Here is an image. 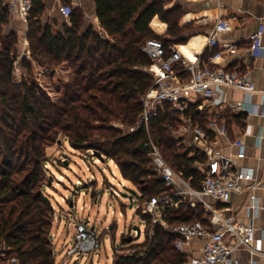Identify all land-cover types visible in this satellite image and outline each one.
Wrapping results in <instances>:
<instances>
[{"label": "trees", "instance_id": "1", "mask_svg": "<svg viewBox=\"0 0 264 264\" xmlns=\"http://www.w3.org/2000/svg\"><path fill=\"white\" fill-rule=\"evenodd\" d=\"M94 1L107 37L92 23L87 25L83 13L75 8L69 22L46 21L43 1L33 0L28 17L31 58L23 56L19 77L18 36L3 34L9 15L4 8L0 11V264L8 256L16 257L19 264L55 263L52 204L44 189L47 148L59 134L77 150L91 149L99 158L116 161L122 177L139 192L141 200L171 193V187L152 171L144 145L146 131L131 132L130 128L139 121L142 98L154 83L149 71L152 59L143 46L148 39H161L169 55L174 41L185 40L188 28L179 25L180 8H166V0ZM156 16L168 23L169 38L150 27ZM63 61L70 62L73 75L53 100L33 77V66ZM199 103L190 102L186 110L172 114L165 105L150 123L165 159L196 188L203 177L200 164L207 157L180 136L179 128L183 118L207 128L211 113L199 110ZM223 113H227L223 116H227L228 129L233 120L245 117L242 112ZM210 135L215 138L211 130ZM206 216L202 204L193 207L188 201L168 208L162 214L163 223L153 224L152 235L144 241L123 237L131 250H123L126 246L121 245L123 252L115 250L113 264H186L189 255L176 248L172 229L182 223L207 222Z\"/></svg>", "mask_w": 264, "mask_h": 264}, {"label": "built area", "instance_id": "2", "mask_svg": "<svg viewBox=\"0 0 264 264\" xmlns=\"http://www.w3.org/2000/svg\"><path fill=\"white\" fill-rule=\"evenodd\" d=\"M64 1L61 4V12L65 19L69 20L73 12V4L70 3L71 0ZM9 5L14 16H22L26 19L33 8V0H10ZM230 28V19L219 16L209 35L208 44L213 47L218 46L220 44L219 36ZM250 41L252 59L264 55L263 34L261 32L252 34ZM236 47L235 42L224 43L219 50L217 49L209 56L206 63H201L199 61L187 62L180 50L174 47H172V52L167 55L163 41L158 38L148 39L143 46L144 52L152 59L149 71L154 76V83L143 96V112L137 124L131 127L130 131L134 132L141 128L146 131L147 139L144 145L149 151L152 171L160 175L172 190L171 193L153 196L144 204H142L140 196H134L132 203L136 202V206L140 210L138 215L142 219L151 217L152 223H163L162 214L168 208L177 207L184 201H188L193 207L197 204L204 206L205 211L211 214L208 222L198 220L194 223H182L172 229V232L177 236L175 246L180 252H186L194 240H204L200 254L190 256L186 264H230L233 252L240 247L249 249L251 252L264 254V251L253 247L256 231L252 222H241L233 214L221 215L219 210L207 200V197H211L214 200L229 202L234 192L245 189L243 180L253 179L251 173L239 169L233 157L222 155L215 150L210 135V130L216 137L227 136L228 134L226 123H218L215 114L219 112L213 107L214 105L217 106L219 86L242 89L248 93L256 91L255 84L248 72L228 69L216 63L224 52L234 51ZM181 64H186V70L190 71L191 78L185 83L175 84L173 83L175 70ZM189 93L198 98L195 102H200L199 110L209 109L211 113L210 125L207 128L199 124L193 125L188 118H183L184 123L179 128V132L192 130L188 144L197 148L200 153H205L207 157L206 162L200 164L203 177L198 188L194 187L190 179L185 178L165 159L159 144L152 136L150 126L151 119L165 105L169 106L170 114L186 110L191 102L189 101ZM224 104L226 109L233 113L252 111L243 102L236 104L224 102ZM241 143L240 139L235 142L239 145ZM111 163L115 169H120L119 164L113 159ZM111 173L116 175L113 169H111ZM122 184L124 185V183ZM252 187L253 184L250 185V188ZM122 188L126 191L125 186ZM120 214L123 215V213ZM145 222L147 225L146 219ZM148 227L142 229L140 225L133 226L130 235L151 236L153 231ZM95 231V228H88L87 225L79 224L77 244L80 251L87 253L102 247V240L99 238L98 241ZM123 233L122 230L121 234ZM119 252L123 251L119 250ZM11 262L19 264L16 257H12Z\"/></svg>", "mask_w": 264, "mask_h": 264}, {"label": "crops", "instance_id": "3", "mask_svg": "<svg viewBox=\"0 0 264 264\" xmlns=\"http://www.w3.org/2000/svg\"><path fill=\"white\" fill-rule=\"evenodd\" d=\"M42 1L45 5L44 20H50L51 22L54 19L66 20L61 12V4L65 2L64 0ZM9 2L10 0H0L1 9L4 8L9 15L8 23L3 26V34L14 32L18 36L16 70L19 77L22 73L20 66L23 56L31 58L28 41L29 15L26 19L22 16H14L10 10ZM70 3L73 4V8L83 13L87 25L92 23L95 29L101 31L105 37L108 36L98 21L97 7L94 0H71ZM176 5L181 11L179 25L188 28V31H186L185 40L182 42L174 41L171 48L179 49L187 62L199 61L206 63L211 53L213 54L217 49L219 50L222 44L235 42L236 49L224 52L216 63L228 69L248 72L255 84L256 91L252 93L237 88L218 87L219 99L216 103L217 106L214 105L213 107L219 113H216L215 117L218 118L219 124H221L220 122L226 123L228 134L227 136H215L212 139L217 152L233 157L239 169L251 173L253 179L243 180L242 183L245 189L234 192L229 202L214 200L211 197H207V200L219 210L221 215L233 214L241 222H252L256 231L253 247L264 251V55L252 59L250 50V37L252 34L261 32L264 42V0L165 1L166 8ZM219 16L229 18L231 28L219 36L220 44L213 47L208 44V38ZM67 21L69 22V20ZM150 27L158 35L166 39L169 38L166 36L168 23L158 16L153 18ZM54 29H58V25H54ZM189 77H191V74L190 71L186 70V64H181L175 70L173 83H185ZM189 96L191 102L198 99L192 93H189ZM224 102L227 104L243 102L252 111L242 112L241 114H244L245 117L233 120L230 125L231 129H228L227 116H223L227 113L223 112L230 110L226 109ZM209 125L208 123L207 127ZM179 134L186 138V142H189L192 130L181 131ZM239 139L242 143L240 145L235 144ZM252 184L253 187L250 188ZM206 213L208 222L211 214ZM138 216L140 219L142 218L140 215ZM148 217H145L147 221L145 227L149 226ZM151 224L155 223L151 222ZM146 237L133 236L137 243L144 241L143 239H146ZM203 244V239L194 240L188 246L186 253L189 257L200 254ZM230 264H264V254L251 252L249 249L240 247L233 252Z\"/></svg>", "mask_w": 264, "mask_h": 264}, {"label": "rangeland", "instance_id": "4", "mask_svg": "<svg viewBox=\"0 0 264 264\" xmlns=\"http://www.w3.org/2000/svg\"><path fill=\"white\" fill-rule=\"evenodd\" d=\"M72 75L70 62L55 65L35 63L33 66V77L53 100L59 98ZM46 154L44 194L52 204L54 264H113L117 248L122 249L121 245H124L126 248L123 247V250H131L122 239L132 236L133 225L145 228L144 218L138 216L140 210L136 202L130 206L131 200L123 196L125 191L122 187L134 188L133 185L122 177L120 169H115L112 159L99 158L91 149L73 148L63 133L47 148ZM111 169L115 171V176ZM141 201L142 204L146 202ZM79 224L95 228L98 241L99 238L102 240L100 249L98 247L87 253L79 250ZM152 226L150 224L148 229L152 230ZM2 258L7 259V254H2ZM11 258L8 256L5 264H13Z\"/></svg>", "mask_w": 264, "mask_h": 264}, {"label": "water", "instance_id": "5", "mask_svg": "<svg viewBox=\"0 0 264 264\" xmlns=\"http://www.w3.org/2000/svg\"><path fill=\"white\" fill-rule=\"evenodd\" d=\"M125 189H126V191L123 193V196L126 197V198H129L131 200V205L130 206H132L133 197L134 196L139 197L140 194L134 188H129V187L125 186ZM138 230L140 231V228L139 227H138ZM132 239H133V236H131L129 238V240H132Z\"/></svg>", "mask_w": 264, "mask_h": 264}]
</instances>
